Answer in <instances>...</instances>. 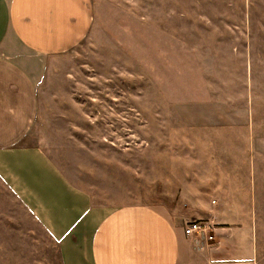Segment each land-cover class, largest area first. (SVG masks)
Segmentation results:
<instances>
[{
	"label": "rangeland",
	"instance_id": "obj_1",
	"mask_svg": "<svg viewBox=\"0 0 264 264\" xmlns=\"http://www.w3.org/2000/svg\"><path fill=\"white\" fill-rule=\"evenodd\" d=\"M72 2L25 142L94 203L173 205L210 192L199 185L206 171L243 156L247 130L264 134V0ZM198 115L209 123L187 122ZM0 264H59L1 181Z\"/></svg>",
	"mask_w": 264,
	"mask_h": 264
},
{
	"label": "crops",
	"instance_id": "obj_2",
	"mask_svg": "<svg viewBox=\"0 0 264 264\" xmlns=\"http://www.w3.org/2000/svg\"><path fill=\"white\" fill-rule=\"evenodd\" d=\"M68 1L0 0V181L54 241L59 264H264V134L247 130L245 154L199 181L210 192L184 193L176 205L94 203L25 142L45 57L65 45L79 9ZM198 219L214 224L212 243L183 232Z\"/></svg>",
	"mask_w": 264,
	"mask_h": 264
},
{
	"label": "built area",
	"instance_id": "obj_3",
	"mask_svg": "<svg viewBox=\"0 0 264 264\" xmlns=\"http://www.w3.org/2000/svg\"><path fill=\"white\" fill-rule=\"evenodd\" d=\"M214 224L207 220H193L184 224L183 232L205 243H212L215 237Z\"/></svg>",
	"mask_w": 264,
	"mask_h": 264
}]
</instances>
